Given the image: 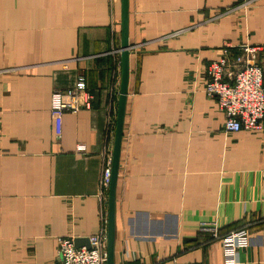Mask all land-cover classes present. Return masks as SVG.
<instances>
[{"label": "crops", "instance_id": "0c3cea01", "mask_svg": "<svg viewBox=\"0 0 264 264\" xmlns=\"http://www.w3.org/2000/svg\"><path fill=\"white\" fill-rule=\"evenodd\" d=\"M120 22V0H0V264H59L58 238L107 228ZM128 43L115 264H225L241 228L236 264H264V120L226 134L204 93L226 47L261 48L264 75V0H128ZM78 77L91 108L55 123Z\"/></svg>", "mask_w": 264, "mask_h": 264}, {"label": "built area", "instance_id": "2783aa9c", "mask_svg": "<svg viewBox=\"0 0 264 264\" xmlns=\"http://www.w3.org/2000/svg\"><path fill=\"white\" fill-rule=\"evenodd\" d=\"M259 47L244 45L239 48L226 47L206 69L204 93L217 102L225 116L224 132L238 133L241 130L261 132L264 120V75L257 55ZM93 101L85 79L78 77L75 85L65 91L51 95L50 115L59 123L65 114H76L89 110ZM77 151H84L83 147ZM111 159L103 171L100 181L101 199H106L110 183ZM223 262L236 264L238 253L249 245L246 228L232 230L218 236ZM106 229L89 238L90 247H76L72 237H60L58 243L59 264H106ZM200 264V263H195Z\"/></svg>", "mask_w": 264, "mask_h": 264}, {"label": "water", "instance_id": "95a60500", "mask_svg": "<svg viewBox=\"0 0 264 264\" xmlns=\"http://www.w3.org/2000/svg\"><path fill=\"white\" fill-rule=\"evenodd\" d=\"M121 2V41H120V90L117 104L114 141L111 154L110 183L107 199V228H106V264H115L114 243H115V199L116 186L119 172V162L121 144L123 138V127L125 117V107L127 100V88L129 80V54L130 46L128 43V0ZM76 247H90L88 237H77L74 239Z\"/></svg>", "mask_w": 264, "mask_h": 264}]
</instances>
